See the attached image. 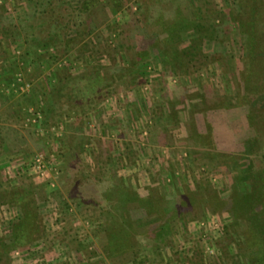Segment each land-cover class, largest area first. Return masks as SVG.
Wrapping results in <instances>:
<instances>
[{
	"label": "rangeland",
	"instance_id": "374dc122",
	"mask_svg": "<svg viewBox=\"0 0 264 264\" xmlns=\"http://www.w3.org/2000/svg\"><path fill=\"white\" fill-rule=\"evenodd\" d=\"M242 2L0 0V264H264Z\"/></svg>",
	"mask_w": 264,
	"mask_h": 264
},
{
	"label": "trees",
	"instance_id": "16d2710c",
	"mask_svg": "<svg viewBox=\"0 0 264 264\" xmlns=\"http://www.w3.org/2000/svg\"><path fill=\"white\" fill-rule=\"evenodd\" d=\"M242 3L243 4H247L248 7H249V10H251V12H252V20H253V28L252 29L253 30L252 29H249V30H251L250 39L252 40V44H253V53L255 55V53L258 50H260L259 57L264 58L263 56H261V54L264 52V51L262 52V48L264 47V45H263L264 44V37L260 33V28H259L262 25V18L264 17V1L263 0H247V1L243 0ZM253 57H255V56H253ZM261 61L262 60H260L258 62H260V64H261ZM259 71H260L259 76H264V65H262L259 68ZM258 175H259L258 179L260 181H262V179L264 177V168L261 169V171L259 172ZM259 188H260V186H259ZM261 193L264 194V192L260 189V193H258V195L257 194L254 195L253 199H255L257 201H260L261 199L263 200L264 195H262ZM247 197H250V196H247ZM251 198H252V196H251ZM260 213L263 216L264 215V210L262 212H260ZM112 226H113V223L111 224V227ZM117 235L118 234H116V233L111 234V236H113V237H115ZM30 236H31V233L29 231L20 233L18 231V227H15L13 229V237L11 239V243L9 245H7L6 247L0 248V254H2V255L5 254V251H4L5 248L8 249L7 252H11V251H15V249H17V248H19L21 246H25L26 242H27V240H29Z\"/></svg>",
	"mask_w": 264,
	"mask_h": 264
},
{
	"label": "built area",
	"instance_id": "2783aa9c",
	"mask_svg": "<svg viewBox=\"0 0 264 264\" xmlns=\"http://www.w3.org/2000/svg\"><path fill=\"white\" fill-rule=\"evenodd\" d=\"M43 167V162H42V158L37 159V169L41 170Z\"/></svg>",
	"mask_w": 264,
	"mask_h": 264
}]
</instances>
